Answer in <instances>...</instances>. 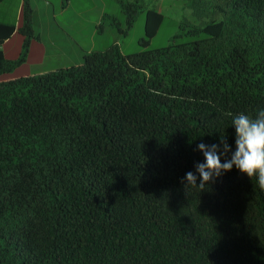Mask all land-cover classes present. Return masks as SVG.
Returning a JSON list of instances; mask_svg holds the SVG:
<instances>
[{
    "label": "trees",
    "instance_id": "16d2710c",
    "mask_svg": "<svg viewBox=\"0 0 264 264\" xmlns=\"http://www.w3.org/2000/svg\"><path fill=\"white\" fill-rule=\"evenodd\" d=\"M188 1L191 39L160 49L18 77L0 49V264H264L255 177L181 182L198 144L235 150L233 117L264 109V0ZM31 17L24 0L25 49ZM162 21L146 11L148 38Z\"/></svg>",
    "mask_w": 264,
    "mask_h": 264
},
{
    "label": "rangeland",
    "instance_id": "374dc122",
    "mask_svg": "<svg viewBox=\"0 0 264 264\" xmlns=\"http://www.w3.org/2000/svg\"><path fill=\"white\" fill-rule=\"evenodd\" d=\"M48 1L55 6V19H47L50 10L44 7L43 0H32L37 7L36 25L32 27L34 36L26 49L25 36L18 33L4 45L7 60L24 57L23 62L4 76L18 77L76 65L83 61V51H102L114 44L124 55L160 49L175 39L190 40L192 36L187 30L199 23V18L192 15L188 0H138L140 7L135 12L134 6H129L135 0H122L123 3L121 0H72L64 12H61V5L65 7L66 0ZM149 9L163 15V21L152 38L146 36L144 29ZM1 10L5 17L15 12L10 5L1 7ZM101 14H104L103 19H100ZM16 23L21 27L22 12ZM38 31L43 33L41 43L34 41L38 38ZM141 40L147 41L142 43Z\"/></svg>",
    "mask_w": 264,
    "mask_h": 264
},
{
    "label": "clouds",
    "instance_id": "9594fccd",
    "mask_svg": "<svg viewBox=\"0 0 264 264\" xmlns=\"http://www.w3.org/2000/svg\"><path fill=\"white\" fill-rule=\"evenodd\" d=\"M232 126L235 128V150L224 138L219 144H198L196 150L202 153L204 161L194 164L195 172L186 173L181 181L186 187L203 191L235 166L251 180L255 177L258 186L264 190V109L255 117L243 112L235 115Z\"/></svg>",
    "mask_w": 264,
    "mask_h": 264
},
{
    "label": "crops",
    "instance_id": "0c3cea01",
    "mask_svg": "<svg viewBox=\"0 0 264 264\" xmlns=\"http://www.w3.org/2000/svg\"><path fill=\"white\" fill-rule=\"evenodd\" d=\"M23 2H24V0H3V1L0 2V22L1 23H5V24L15 25V29H14L13 33L11 34V36L9 38H7L6 40H4L2 45L0 46V49L2 50L4 56H5L4 45L6 43H8L9 39L11 37H13L15 34H17V33L21 34L19 32V28L20 27L18 26L19 24L17 25L16 19L18 18L19 14L22 12ZM26 2L28 3V5L30 6V8L32 10V17H31L32 23H33L32 27H35L34 26V25H36V23H35V16H36L35 10L37 11V7H35L33 5L32 0H26ZM66 2H67L66 6L64 5L65 7H63V5H61V7H62L61 12H64V10H66L72 4V0H66ZM43 3H44V7L47 8V9L49 8V10H50V13L47 14L48 15L47 19H55V17H56L55 16V6L53 5V3L49 2L48 0H43ZM5 5H10L11 9H13V11H15L12 16L5 17V15H3V13H1V11H2L1 7L3 8ZM103 16H104V14H101L100 19H103ZM10 20H12V21H10ZM12 22H14V23H12ZM98 25H99V23H97V26ZM47 33H48V37L50 38L49 40H51V32H50V30H48ZM37 36H38V38L34 39V41H37L38 43H41V36H43V33L41 31H38L37 32ZM89 52H92V51H89V50L85 51V52L83 51V56L86 53H89Z\"/></svg>",
    "mask_w": 264,
    "mask_h": 264
}]
</instances>
